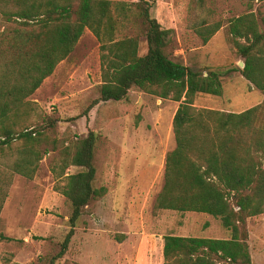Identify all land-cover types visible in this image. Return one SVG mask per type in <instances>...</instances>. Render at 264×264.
<instances>
[{"label":"trees","instance_id":"1","mask_svg":"<svg viewBox=\"0 0 264 264\" xmlns=\"http://www.w3.org/2000/svg\"><path fill=\"white\" fill-rule=\"evenodd\" d=\"M261 1L249 0L250 11L231 18L228 32L245 63L242 75L264 95V31L253 10ZM151 7L149 0H0V218L15 176L33 179L46 154L41 144L47 134L29 120L28 98L89 29L99 42L102 80L85 114L100 102L124 100L134 86L179 102L176 146L165 158L154 213L208 214L229 232L225 239L167 234L163 264H253L247 221L264 214V98L242 112L198 108V95H223L224 74L199 72L170 58L165 50L174 30L164 28ZM221 26L203 21L197 31L208 42ZM141 35L147 43L143 55ZM98 139L89 130L52 166L55 189L72 213L60 251L49 261L41 258L42 264L65 256L85 207L105 192L94 185ZM71 166L82 170L68 173Z\"/></svg>","mask_w":264,"mask_h":264},{"label":"rangeland","instance_id":"2","mask_svg":"<svg viewBox=\"0 0 264 264\" xmlns=\"http://www.w3.org/2000/svg\"><path fill=\"white\" fill-rule=\"evenodd\" d=\"M149 1L151 15L174 30L165 50L170 58L199 72L224 74L223 95H198V108L242 112L263 101V93L242 75L244 60L228 32L231 18L250 11L249 0ZM253 10L264 31V1L255 2ZM203 21L222 24L208 42L197 31ZM146 52L141 35L140 54ZM100 53L97 38L86 29L73 53L28 98L29 120L47 134L41 144L46 154L33 179L14 178L0 218V264H42L41 258L49 261L60 251L72 207L55 189L51 169L89 130L99 136L94 185L105 192L85 207L68 252L55 264H163L167 234L229 237L220 220L207 214L154 213L165 158L176 146L173 117L179 102L134 86L124 100L100 102L85 114L99 97ZM81 170L71 166L68 173ZM247 226L253 264H264V214L249 218Z\"/></svg>","mask_w":264,"mask_h":264},{"label":"crops","instance_id":"3","mask_svg":"<svg viewBox=\"0 0 264 264\" xmlns=\"http://www.w3.org/2000/svg\"><path fill=\"white\" fill-rule=\"evenodd\" d=\"M178 106H179V104L177 105L176 110L178 109ZM176 110H175V113H176ZM175 113H174V115H175ZM192 214H195L198 218H200V217H202L201 214H204V213L193 212ZM209 216H211V215H209ZM211 217H213V216H211ZM213 218H215V217H213ZM209 219H210V217H206V220H209Z\"/></svg>","mask_w":264,"mask_h":264},{"label":"water","instance_id":"4","mask_svg":"<svg viewBox=\"0 0 264 264\" xmlns=\"http://www.w3.org/2000/svg\"><path fill=\"white\" fill-rule=\"evenodd\" d=\"M240 66H241L242 68L245 67V63H244V61H243V62H240Z\"/></svg>","mask_w":264,"mask_h":264}]
</instances>
